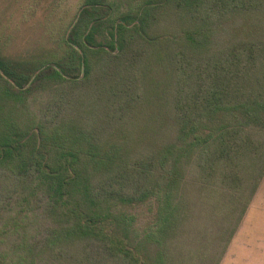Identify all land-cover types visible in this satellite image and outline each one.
Listing matches in <instances>:
<instances>
[{
	"label": "trees",
	"instance_id": "1",
	"mask_svg": "<svg viewBox=\"0 0 264 264\" xmlns=\"http://www.w3.org/2000/svg\"><path fill=\"white\" fill-rule=\"evenodd\" d=\"M0 40V264H220L264 178V0H30ZM199 206L209 253L183 255Z\"/></svg>",
	"mask_w": 264,
	"mask_h": 264
},
{
	"label": "rangeland",
	"instance_id": "2",
	"mask_svg": "<svg viewBox=\"0 0 264 264\" xmlns=\"http://www.w3.org/2000/svg\"><path fill=\"white\" fill-rule=\"evenodd\" d=\"M30 0H0V40L8 41L14 53H26L38 47L44 7L35 4L25 18ZM182 243L183 255L197 259L205 253L216 258L218 249L210 250L211 231L219 211L199 206ZM214 223V224H213ZM220 264H264V178Z\"/></svg>",
	"mask_w": 264,
	"mask_h": 264
}]
</instances>
